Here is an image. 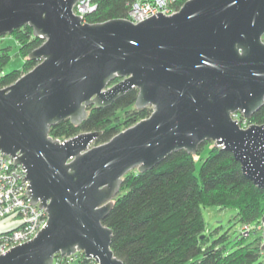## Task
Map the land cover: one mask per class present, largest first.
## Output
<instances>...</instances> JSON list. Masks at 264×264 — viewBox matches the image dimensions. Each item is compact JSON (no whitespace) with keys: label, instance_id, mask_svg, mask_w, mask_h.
Segmentation results:
<instances>
[{"label":"water","instance_id":"1","mask_svg":"<svg viewBox=\"0 0 264 264\" xmlns=\"http://www.w3.org/2000/svg\"><path fill=\"white\" fill-rule=\"evenodd\" d=\"M75 1L0 0V36L27 24L43 38L28 53L38 62L0 87V152L21 164L29 202L47 212L35 236L0 253V264H52L55 254L77 251L123 264L102 222L122 175L180 148L195 153L204 140L231 151L264 189V123L240 127L230 115L250 117L264 102V0H185L137 22L82 21ZM132 88L135 107L151 112L107 141L93 144L98 130L48 133ZM261 237L264 250V227Z\"/></svg>","mask_w":264,"mask_h":264},{"label":"trees","instance_id":"2","mask_svg":"<svg viewBox=\"0 0 264 264\" xmlns=\"http://www.w3.org/2000/svg\"><path fill=\"white\" fill-rule=\"evenodd\" d=\"M132 1L93 0L95 8L85 15V20L125 17ZM10 35L16 41V53L23 58L22 69L3 72L10 53L9 45H0V87L12 83L38 62L28 58V53L43 40L27 24L14 28ZM136 94L137 89L132 88L105 106L90 105L81 122L75 124L65 118L51 125L48 133L52 138L65 139L81 131L98 130L100 134L94 142H105L151 112L148 105L135 107ZM248 119L264 123V102ZM205 148L207 154L196 174V157L200 158ZM201 205L235 207L241 223H256L264 212V189L242 172L231 151L214 145L212 140L199 143L195 153L180 148L152 168L125 172L102 222L111 228L110 247L123 264H264L260 232L251 231L248 236L239 233L228 246L223 241L226 234L208 242L202 233ZM94 262L78 251L69 256L55 254L52 264Z\"/></svg>","mask_w":264,"mask_h":264},{"label":"built area","instance_id":"3","mask_svg":"<svg viewBox=\"0 0 264 264\" xmlns=\"http://www.w3.org/2000/svg\"><path fill=\"white\" fill-rule=\"evenodd\" d=\"M176 2L177 0H133L124 18L137 22L156 11L171 14L181 6ZM94 8L93 0H76L72 6V12L79 15L82 21H86L85 15ZM230 115L232 119H236L240 127L250 124L246 122L247 117L239 111L231 112ZM10 157L9 154L0 152V218L16 214L19 217V222L16 226L0 232V253L31 239L45 224L47 218L46 210L43 207L38 206L37 203L29 202L30 198L25 192L28 181L26 178L21 180L26 171L21 164L13 162L14 157L12 160ZM248 226L244 227L248 228Z\"/></svg>","mask_w":264,"mask_h":264},{"label":"rangeland","instance_id":"4","mask_svg":"<svg viewBox=\"0 0 264 264\" xmlns=\"http://www.w3.org/2000/svg\"><path fill=\"white\" fill-rule=\"evenodd\" d=\"M0 37H2L0 39V45L1 46L9 45V53H10V58L3 67V72H6L13 68L22 69L21 65L23 62V58L16 53L17 44L14 37H12L10 33H6L4 35H1ZM25 72L23 71L22 74ZM248 118L249 117H247L246 122L251 123V121ZM93 144L96 143L93 142ZM207 151L208 148H205L200 154V158L196 157V163H195L196 174L198 173L201 159L207 154ZM201 211L204 220V228L202 233L207 235L208 242L219 239L223 234H226V238H224L223 241L225 245L228 246L230 245L232 240L239 235V233H241V235L243 236H248L250 233H252L251 231L261 233L264 227V224L261 221V217L259 218L260 220L256 223L254 222L241 223L237 219L235 207H231V206L222 207L219 205H201ZM18 222H19V217L16 214H10L9 216L0 218V232L6 231L16 226ZM245 225H249L248 228H245L244 227ZM241 229L242 231H240ZM94 264H97V262L95 261Z\"/></svg>","mask_w":264,"mask_h":264},{"label":"bare ground","instance_id":"5","mask_svg":"<svg viewBox=\"0 0 264 264\" xmlns=\"http://www.w3.org/2000/svg\"><path fill=\"white\" fill-rule=\"evenodd\" d=\"M27 180V179H26ZM41 207V206H40ZM44 208V207H43ZM45 209V208H44ZM46 215H47V212H46ZM78 252V251H77ZM82 252V251H81ZM76 253V252H75ZM83 253V252H82ZM74 254V253H73Z\"/></svg>","mask_w":264,"mask_h":264}]
</instances>
